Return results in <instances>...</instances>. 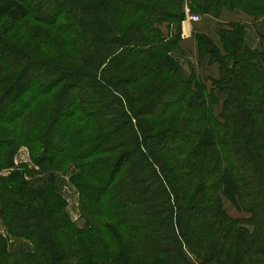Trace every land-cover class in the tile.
I'll return each instance as SVG.
<instances>
[{"label": "trees", "instance_id": "obj_1", "mask_svg": "<svg viewBox=\"0 0 264 264\" xmlns=\"http://www.w3.org/2000/svg\"><path fill=\"white\" fill-rule=\"evenodd\" d=\"M185 7L264 23V0H0V170L31 163L0 175V264H264V37L198 41L219 77L193 87L160 29Z\"/></svg>", "mask_w": 264, "mask_h": 264}, {"label": "crops", "instance_id": "obj_2", "mask_svg": "<svg viewBox=\"0 0 264 264\" xmlns=\"http://www.w3.org/2000/svg\"><path fill=\"white\" fill-rule=\"evenodd\" d=\"M240 22L246 27L244 35V41L249 48L257 51L262 50V37H264V23L261 18H254L242 11L222 9L218 16H212L210 14H200V19L196 22L182 20L179 25H168L163 23L160 25L161 31L168 37L169 35L179 33L178 48L171 52V55L177 60L179 64L180 74L184 79L192 78V86L197 84H203L208 90L214 87L213 81L219 77V64L217 62L209 61V53H203L198 41H203L205 37L209 38L221 53H224L223 45L221 43L218 31L221 28H229L231 23ZM204 43V42H203ZM217 92L216 90H214ZM220 102L214 106L221 109L222 95L218 93ZM20 164L31 165L28 152L25 148H21L16 153L13 159V165L10 168L0 170V175H6L11 170L15 169ZM75 172V168L72 164L66 167V173L62 176L65 181H68V177ZM65 184V190L62 189L61 193L69 189ZM74 188V187H73ZM75 189V188H74ZM65 197V196H64ZM1 205V203H0ZM228 214L231 215L230 209L227 207ZM235 205H233L234 207ZM230 208V207H229ZM227 209V210H226ZM235 210L239 211L235 206ZM233 212V211H232ZM240 212V211H239ZM247 213V212H246ZM248 214V213H247ZM0 232L5 233L6 228L0 220Z\"/></svg>", "mask_w": 264, "mask_h": 264}, {"label": "rangeland", "instance_id": "obj_3", "mask_svg": "<svg viewBox=\"0 0 264 264\" xmlns=\"http://www.w3.org/2000/svg\"><path fill=\"white\" fill-rule=\"evenodd\" d=\"M203 41H204L203 47H204V49H207V51H208L211 48V46H212L211 45L212 41L209 38H207V37H205L203 39ZM214 114L216 116H218V114H219L218 108H215V113ZM65 173H66V168H65L64 174ZM42 176H43V174H40L38 176H34L33 179L34 180H36V179L39 180ZM62 176H63V174L60 173L61 180L63 181V185L61 187V190L64 189L65 188V184H67L66 181L64 183L65 178H62ZM67 187H69V189L66 190L65 192H63V194L65 196L64 198L67 201V213L69 214L70 218L75 222V224L77 226L82 227L83 226V220L79 217L77 191L71 185H67ZM221 201H222L223 207H224V204H225V205H227V206H225V208L227 207L228 209H230V212H231V215L229 214L230 216H233V217H236V218H242V217L247 218V217H249V213L247 214L246 211L240 210L239 208H238V210L240 212L235 210L234 209L235 206L233 207L234 203H232V201L230 199H228L227 197L222 196L221 197ZM227 212H228V210L226 211V213ZM4 234H6V232ZM7 248H8V252H10V253L16 252L18 249H23L25 252H30L32 250V246H31L30 241L25 239V238H22V237H20V238L19 237L10 238L9 241H8Z\"/></svg>", "mask_w": 264, "mask_h": 264}, {"label": "built area", "instance_id": "obj_4", "mask_svg": "<svg viewBox=\"0 0 264 264\" xmlns=\"http://www.w3.org/2000/svg\"><path fill=\"white\" fill-rule=\"evenodd\" d=\"M184 20L196 22L200 19V14L196 12H191L189 8H184Z\"/></svg>", "mask_w": 264, "mask_h": 264}]
</instances>
